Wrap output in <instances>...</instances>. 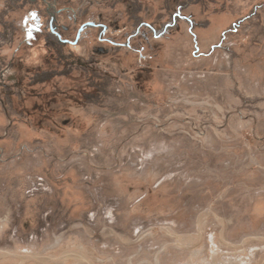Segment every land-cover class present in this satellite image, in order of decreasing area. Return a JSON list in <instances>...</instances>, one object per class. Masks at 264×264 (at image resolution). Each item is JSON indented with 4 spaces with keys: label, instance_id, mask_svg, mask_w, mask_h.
<instances>
[{
    "label": "rangeland",
    "instance_id": "rangeland-1",
    "mask_svg": "<svg viewBox=\"0 0 264 264\" xmlns=\"http://www.w3.org/2000/svg\"><path fill=\"white\" fill-rule=\"evenodd\" d=\"M224 5L208 56L185 23L159 44L145 99L122 83L34 155L0 141V264H264V0Z\"/></svg>",
    "mask_w": 264,
    "mask_h": 264
},
{
    "label": "flooded vegetation",
    "instance_id": "flooded-vegetation-1",
    "mask_svg": "<svg viewBox=\"0 0 264 264\" xmlns=\"http://www.w3.org/2000/svg\"><path fill=\"white\" fill-rule=\"evenodd\" d=\"M225 1L0 0V141L32 140L18 155H34L40 140H67L85 109L127 96V88L145 99L159 71V44L185 23L193 55L208 56L201 49L216 36H204L211 26L198 16L225 15ZM243 21L221 31L212 50ZM4 153L0 147L1 166L12 159L3 160Z\"/></svg>",
    "mask_w": 264,
    "mask_h": 264
}]
</instances>
